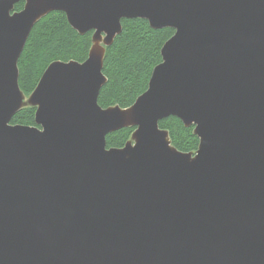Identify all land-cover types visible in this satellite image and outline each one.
Segmentation results:
<instances>
[{"label":"water","instance_id":"1","mask_svg":"<svg viewBox=\"0 0 264 264\" xmlns=\"http://www.w3.org/2000/svg\"><path fill=\"white\" fill-rule=\"evenodd\" d=\"M52 12L91 46L26 98L17 63ZM124 19L173 35L134 103L102 108ZM27 107L34 126L11 125ZM0 264H264V0H0Z\"/></svg>","mask_w":264,"mask_h":264},{"label":"trees","instance_id":"2","mask_svg":"<svg viewBox=\"0 0 264 264\" xmlns=\"http://www.w3.org/2000/svg\"><path fill=\"white\" fill-rule=\"evenodd\" d=\"M18 3L14 11H20ZM122 32L112 45L105 49L102 73L107 81L99 91L97 103L102 108L119 106L127 108L147 88L153 68L161 62L160 49L173 35L171 29L153 30L142 19L122 20ZM92 32L78 35L67 23L62 12H52L38 21L28 36L19 57L18 85L29 96L46 67L55 61L82 63L91 46ZM35 109L20 110L11 125L34 126ZM168 132L171 145L184 153L195 152L198 139L193 127H184L175 117L158 123ZM133 129H122L106 136L107 148H121Z\"/></svg>","mask_w":264,"mask_h":264},{"label":"bare ground","instance_id":"3","mask_svg":"<svg viewBox=\"0 0 264 264\" xmlns=\"http://www.w3.org/2000/svg\"><path fill=\"white\" fill-rule=\"evenodd\" d=\"M15 7V6H14ZM21 90V89H20ZM24 94V93H23ZM24 96H25V94H24ZM26 97V96H25Z\"/></svg>","mask_w":264,"mask_h":264},{"label":"rangeland","instance_id":"4","mask_svg":"<svg viewBox=\"0 0 264 264\" xmlns=\"http://www.w3.org/2000/svg\"><path fill=\"white\" fill-rule=\"evenodd\" d=\"M28 96H26V98H27ZM131 135V134H130ZM130 137V136H129ZM129 139V138H128Z\"/></svg>","mask_w":264,"mask_h":264},{"label":"flooded vegetation","instance_id":"5","mask_svg":"<svg viewBox=\"0 0 264 264\" xmlns=\"http://www.w3.org/2000/svg\"><path fill=\"white\" fill-rule=\"evenodd\" d=\"M134 130V129H133Z\"/></svg>","mask_w":264,"mask_h":264}]
</instances>
